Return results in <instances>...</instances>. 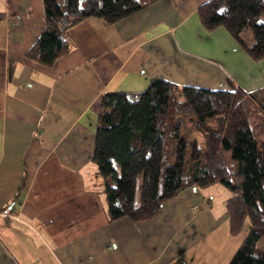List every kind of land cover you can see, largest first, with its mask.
<instances>
[{"label":"crops","instance_id":"obj_1","mask_svg":"<svg viewBox=\"0 0 264 264\" xmlns=\"http://www.w3.org/2000/svg\"><path fill=\"white\" fill-rule=\"evenodd\" d=\"M208 1L159 0L114 25L87 19L69 30L70 53L46 67L28 57L45 30L43 0H0V264L230 263L250 224L230 234L229 193L215 200L192 185L150 221L113 222L92 161L106 93H140L156 78L264 88V60L203 27Z\"/></svg>","mask_w":264,"mask_h":264},{"label":"trees","instance_id":"obj_2","mask_svg":"<svg viewBox=\"0 0 264 264\" xmlns=\"http://www.w3.org/2000/svg\"><path fill=\"white\" fill-rule=\"evenodd\" d=\"M157 1L43 0L45 30L28 57L52 67L70 53L76 25L90 18L114 25ZM198 16L206 30L224 28L252 60H264V0H210ZM185 123L201 137L189 161ZM92 161L113 222L150 221L186 187L221 185L232 194L230 234L250 224L229 264H264V88L211 90L156 78L140 93H106Z\"/></svg>","mask_w":264,"mask_h":264},{"label":"rangeland","instance_id":"obj_3","mask_svg":"<svg viewBox=\"0 0 264 264\" xmlns=\"http://www.w3.org/2000/svg\"><path fill=\"white\" fill-rule=\"evenodd\" d=\"M82 5L83 6L86 5L85 0H83ZM190 132H191V128L185 123L184 124V127H183V130H182V136L185 139H188V141H189V148H188V154H187L188 161L190 160L191 153H192L193 138H198L199 140H201V137H199V136L196 137V135L194 136ZM210 187L211 188H208V190H206V191L209 192V194H212L213 193V195L215 196V200H219V199H221L223 197V191H226L227 193L230 194V196H232V194L227 189H225L224 187H222L221 185H213V186H210ZM217 189H223V190L220 193Z\"/></svg>","mask_w":264,"mask_h":264},{"label":"built area","instance_id":"obj_4","mask_svg":"<svg viewBox=\"0 0 264 264\" xmlns=\"http://www.w3.org/2000/svg\"><path fill=\"white\" fill-rule=\"evenodd\" d=\"M7 217H9V214L7 215ZM19 216L17 215V211L12 212V215L10 216V218L14 219V220H19L18 218Z\"/></svg>","mask_w":264,"mask_h":264}]
</instances>
